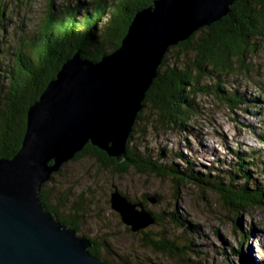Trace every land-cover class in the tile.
Segmentation results:
<instances>
[{
	"label": "trees",
	"instance_id": "trees-1",
	"mask_svg": "<svg viewBox=\"0 0 264 264\" xmlns=\"http://www.w3.org/2000/svg\"><path fill=\"white\" fill-rule=\"evenodd\" d=\"M155 1L68 0L55 5L53 0H48L41 18L33 28L18 32L14 43H10L6 35L11 22V4L14 2L0 0V158L13 157L20 149L30 105L40 97L65 60L79 51L86 59L100 61L119 48L136 14ZM261 38H264V0H236L228 16L200 28L187 40L170 46L158 68V76L146 93L144 108L138 114L126 145L125 160L118 162L91 143H87L72 160L89 158L98 167L116 176L135 170L141 174L168 177L177 186L194 184L219 195L241 214L251 208H264L262 152L235 150L233 159L222 162L223 168L215 170L211 167L206 172L197 169L195 162L182 153L176 154V157L182 158L185 165L170 161L167 149L162 148L158 155H154L148 149L141 151L133 142L137 134L145 131L143 121L149 119L146 108L154 117L152 123L155 127L186 131L190 127L188 122L200 112L198 96L201 93L211 94L232 109L242 106L255 108L264 103V87L261 93L252 95L240 87L228 88L222 78L248 75L251 68L247 56L256 51ZM209 77H215L217 81L206 84L204 80ZM262 111L257 114L262 115L264 121ZM60 171L42 185L39 197L61 222L80 234L78 218L90 204L80 195L69 206L71 190H59L53 185L54 175L60 174ZM67 208L70 210L65 214L63 210ZM152 214L157 222L164 220L162 215ZM172 215L175 225L184 227L186 232L197 233L199 225L187 220L178 211L172 212ZM235 223L238 227V222ZM259 224L256 222L255 225ZM250 233L251 229L243 230V238H247ZM80 235L87 236L84 233ZM91 239L94 241L91 253L114 262L102 254L103 246L95 238ZM145 244L164 253L168 250L173 252L170 247L176 248L179 261L184 264L190 259V245L179 247L164 237L146 240ZM240 248L234 250L236 255L241 254ZM116 263L133 264L125 258Z\"/></svg>",
	"mask_w": 264,
	"mask_h": 264
},
{
	"label": "water",
	"instance_id": "water-1",
	"mask_svg": "<svg viewBox=\"0 0 264 264\" xmlns=\"http://www.w3.org/2000/svg\"><path fill=\"white\" fill-rule=\"evenodd\" d=\"M235 1L156 0L136 14L119 48L100 61L79 51L65 60L30 105L20 149L0 158V264H117L91 253L94 241L46 207L39 197L42 185L87 143L125 160L170 46L228 16ZM109 201L133 232L156 221L117 187Z\"/></svg>",
	"mask_w": 264,
	"mask_h": 264
},
{
	"label": "rangeland",
	"instance_id": "rangeland-1",
	"mask_svg": "<svg viewBox=\"0 0 264 264\" xmlns=\"http://www.w3.org/2000/svg\"><path fill=\"white\" fill-rule=\"evenodd\" d=\"M11 1L14 2L11 4L12 13H9L11 22L7 26L10 35L6 36H9L10 43H14L18 32L30 31L41 18L48 0ZM67 1L53 0V3L61 5ZM259 43L256 51L247 56L251 68L248 75L222 77L228 88L240 87L252 95L263 91L264 38L259 39ZM215 81V77L204 80L206 84ZM198 102L200 112L188 122L190 127L186 131L155 127L152 123L154 117L146 108L149 119L143 121L145 131L137 134L133 142L141 151L148 149L154 155H158L162 148L167 149L170 161L185 165L182 158L176 157L182 153L195 162L197 169L206 172L211 167L215 170L223 168L222 162L233 159L235 150L260 151L263 153L261 159H264V121L262 115L257 114L262 109L264 111V103L255 108L232 109L206 93L199 94ZM53 181L55 188L71 190L69 206L80 195L87 199L90 206L78 218L80 234L95 238L103 246L102 254L114 262L125 258L133 264H184L179 261L176 248L170 247L173 252L164 253L145 244L146 240L164 237L179 247L190 245V259L185 264H264V208L237 213L225 199L194 184L177 186L168 177L141 174L135 170L116 176L89 158L67 162L60 174L54 175ZM114 187L137 202L141 201L146 210L162 215L164 220L133 232L111 207L109 198ZM69 210L63 212L68 214ZM174 211L199 225L197 233L186 232L184 227L175 225L172 220ZM256 222L260 224L256 226ZM247 229H251V233L243 238V230ZM237 248H240L239 255L234 252Z\"/></svg>",
	"mask_w": 264,
	"mask_h": 264
},
{
	"label": "bare ground",
	"instance_id": "bare-ground-1",
	"mask_svg": "<svg viewBox=\"0 0 264 264\" xmlns=\"http://www.w3.org/2000/svg\"><path fill=\"white\" fill-rule=\"evenodd\" d=\"M261 105V104H260ZM236 153V152H235ZM140 203V202H139Z\"/></svg>",
	"mask_w": 264,
	"mask_h": 264
}]
</instances>
